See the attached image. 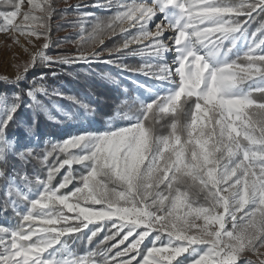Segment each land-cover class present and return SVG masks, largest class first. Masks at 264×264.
Here are the masks:
<instances>
[{"label": "snow or ice", "instance_id": "1", "mask_svg": "<svg viewBox=\"0 0 264 264\" xmlns=\"http://www.w3.org/2000/svg\"><path fill=\"white\" fill-rule=\"evenodd\" d=\"M23 3L0 0V32L30 56L0 81L102 63L120 96L94 127L96 108L45 73L0 92V264H264V0H95L103 17L69 6L77 52L56 56L54 0H27L17 24ZM20 37L44 43L30 52ZM41 97L88 123L41 141L36 117L56 120ZM22 108L25 136H10Z\"/></svg>", "mask_w": 264, "mask_h": 264}, {"label": "trees", "instance_id": "2", "mask_svg": "<svg viewBox=\"0 0 264 264\" xmlns=\"http://www.w3.org/2000/svg\"><path fill=\"white\" fill-rule=\"evenodd\" d=\"M61 0H54L55 6L57 8V13L53 17L54 23L51 25V40L52 46L48 50V55L56 56L61 55H75L77 52V44L73 43L77 39V28H73L69 21L75 18L76 13L69 7H61L58 2ZM71 1V0H70ZM64 8H69L68 14L62 19L61 11ZM80 11L94 12L98 16H108L111 13L103 10H93L90 8L80 7ZM256 25H252L254 29ZM72 29L69 33L58 35L59 32H63L68 29ZM69 38V39H65ZM121 37L119 35L114 37H105L104 45H101V50L105 47H112L115 43L120 41ZM95 45L94 47L98 46ZM88 51L93 49L89 48ZM126 63L130 65H136L139 63L137 58L129 57L125 60ZM55 70L58 72V76L51 77V71ZM42 73L47 74L46 83L49 86L62 87V90L66 95H75L80 99L84 100L85 103H89L96 108L94 127H104L106 126V117L111 115L113 112V105L117 101V97L120 96V92L117 88L110 82L101 79V74L110 73L120 79L115 69L111 66L102 63H93L91 65L87 64H76L73 66H60L59 68L48 69L42 65H37L32 68L27 73V80L21 82L19 88H14L9 84L0 81V92H12L19 91L20 88H25L28 86L33 77H39ZM71 73V74H70ZM5 77V76H0ZM12 78V77H9ZM122 85L131 88V83L127 79L122 80ZM45 104L48 105L51 115L56 117V120H51L44 113L39 114L36 119L38 121L34 131L37 136L40 137L41 141L46 139H52L54 141H60L66 137V135L81 126L82 123L87 124V121L80 120H70L65 119L61 114L63 111L75 112L77 108L68 99H62L59 97H52L51 102L45 97H41ZM32 112L26 108H22L18 117V123L12 125L9 129V135H15L20 138L25 136L24 123H29L32 119ZM59 121V122H57ZM63 172V170H62ZM59 179V177H57ZM4 219L0 218V223H4ZM83 252V247L80 248Z\"/></svg>", "mask_w": 264, "mask_h": 264}, {"label": "rangeland", "instance_id": "3", "mask_svg": "<svg viewBox=\"0 0 264 264\" xmlns=\"http://www.w3.org/2000/svg\"><path fill=\"white\" fill-rule=\"evenodd\" d=\"M95 0H61L58 2L61 7H69L79 4L81 7L87 9L90 8ZM93 8V7H92ZM29 10L27 0H24V3L21 6V15L17 17L15 23L19 24L23 21V13ZM93 10H100L93 8ZM54 23V20L51 21V25ZM72 29L59 32L58 35L69 33ZM33 44H28L27 40L24 37H20V43L27 47L30 52H35L40 45L44 43L43 39L35 40L31 38ZM105 41V38H104ZM101 45L94 47L96 51H102ZM108 54L103 53V58H107ZM29 53L25 52L23 48L19 45L12 44L10 39V34L0 32V76L14 77L17 71V68L14 65H19L29 61ZM80 128V127H79ZM79 128L70 131L66 137L70 134H74Z\"/></svg>", "mask_w": 264, "mask_h": 264}]
</instances>
